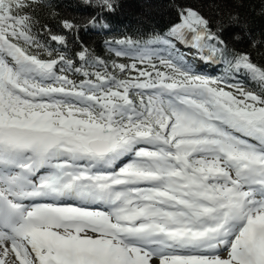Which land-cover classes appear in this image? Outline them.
I'll list each match as a JSON object with an SVG mask.
<instances>
[{"label":"snow or ice","instance_id":"snow-or-ice-1","mask_svg":"<svg viewBox=\"0 0 264 264\" xmlns=\"http://www.w3.org/2000/svg\"><path fill=\"white\" fill-rule=\"evenodd\" d=\"M83 4L55 33L50 0H0V264H264V64L234 46L264 39L177 2L105 58L79 33L120 4Z\"/></svg>","mask_w":264,"mask_h":264},{"label":"trees","instance_id":"trees-1","mask_svg":"<svg viewBox=\"0 0 264 264\" xmlns=\"http://www.w3.org/2000/svg\"><path fill=\"white\" fill-rule=\"evenodd\" d=\"M177 2L199 9L205 16L209 17L213 21L218 18L217 9L214 7V4H218L220 10H224L226 8L237 10L239 11L241 17L247 21L253 38L257 40L264 39V0H242V7L238 9H236L235 4L232 3L231 0H164L153 9L146 8L141 10L143 12L142 14L145 15V18L140 16V19L143 22V29L148 30L153 25H163L171 20L173 16H175L174 4ZM53 4H55V2ZM75 6L76 4L72 3L70 0L61 5L57 4L55 11L59 13L58 18H53L51 16L50 13L53 9L48 7H37L35 15L40 21V26L43 24H48L51 29L54 30L55 28H58L60 18L77 19L82 17L73 9ZM78 6L80 5L77 4V7ZM147 17H151V19H148ZM234 31L236 30L229 29L225 33V38L229 41L230 45L233 44L232 34ZM53 32H59V29ZM81 40L84 43L88 41L86 38H82ZM76 46H79V44L76 43ZM234 46L241 48L242 50L250 51L254 61L257 64H264V46L258 45L256 48H252L250 46V42L247 40L235 42ZM89 48L95 53L103 55L104 49L101 38H97L91 42Z\"/></svg>","mask_w":264,"mask_h":264},{"label":"rangeland","instance_id":"rangeland-1","mask_svg":"<svg viewBox=\"0 0 264 264\" xmlns=\"http://www.w3.org/2000/svg\"><path fill=\"white\" fill-rule=\"evenodd\" d=\"M132 4H134V5H135V2H134V3L132 2ZM137 5H138V7L140 6V5H139V2L137 3ZM152 17H153V16H152ZM147 18H148V17H147ZM148 19H151V17H150V18H148ZM152 19H153V18H152Z\"/></svg>","mask_w":264,"mask_h":264}]
</instances>
